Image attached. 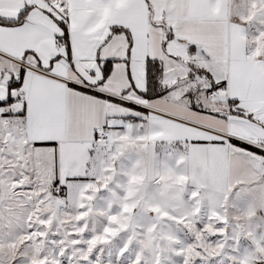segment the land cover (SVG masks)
Wrapping results in <instances>:
<instances>
[{
  "label": "snow or ice",
  "instance_id": "1",
  "mask_svg": "<svg viewBox=\"0 0 264 264\" xmlns=\"http://www.w3.org/2000/svg\"><path fill=\"white\" fill-rule=\"evenodd\" d=\"M0 264H264V0H0Z\"/></svg>",
  "mask_w": 264,
  "mask_h": 264
}]
</instances>
